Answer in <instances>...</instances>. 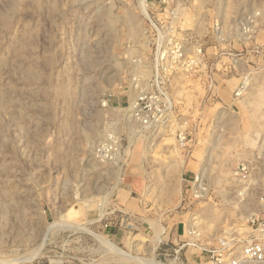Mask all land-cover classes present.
Listing matches in <instances>:
<instances>
[{
	"label": "rangeland",
	"instance_id": "rangeland-1",
	"mask_svg": "<svg viewBox=\"0 0 264 264\" xmlns=\"http://www.w3.org/2000/svg\"><path fill=\"white\" fill-rule=\"evenodd\" d=\"M145 1L0 0V264H264V0H173L192 63L151 137L129 130L131 91L171 29Z\"/></svg>",
	"mask_w": 264,
	"mask_h": 264
},
{
	"label": "built area",
	"instance_id": "built-area-1",
	"mask_svg": "<svg viewBox=\"0 0 264 264\" xmlns=\"http://www.w3.org/2000/svg\"><path fill=\"white\" fill-rule=\"evenodd\" d=\"M159 6L162 8V11H167L170 15V19L163 21L162 28L170 27L171 30L162 31L157 25L153 24L154 18H149L148 20L155 26V39L153 42L154 48V65L155 68L154 79L151 81V86L147 82H141V78L136 77L134 81V89H136L137 95L133 99V102L130 106L131 118L137 123L140 127V130L144 133L154 131L156 129L160 130L162 128H167L172 125V120L174 117V107H173V98L169 91V85L172 81L178 76L176 71L180 67L188 66L192 61L185 60V53L187 48L185 43L188 39L194 37H179L180 33L175 32L172 28L171 22L173 19H176V10L172 8L173 0H158ZM142 8L147 9L149 7L148 3L144 0L142 1ZM144 9V10H145ZM186 35V34H184ZM150 51L151 46L149 44ZM170 60V63L167 64V61ZM135 64L136 61H133ZM139 65V64H138ZM166 73L169 76L166 77ZM152 83L154 85H152ZM111 98V96H110ZM106 101L103 103L105 106ZM185 126H180L178 133V143L179 146L184 149L187 147L188 143V133L185 130ZM113 154L102 155L101 162L107 163L108 161H113ZM247 163H242L236 170V175L239 178L245 177L247 175ZM202 173L195 177V182L201 180ZM198 191V190H197ZM200 191V190H199ZM197 197H202L200 192ZM189 235L193 238L199 237L193 229L188 230ZM191 245V244H188ZM195 246V245H192ZM181 249V248H180ZM179 250H175V254L179 255ZM254 252L261 253L262 248L256 247L253 249ZM251 251V252H253ZM215 254V251L212 252Z\"/></svg>",
	"mask_w": 264,
	"mask_h": 264
},
{
	"label": "bare ground",
	"instance_id": "bare-ground-1",
	"mask_svg": "<svg viewBox=\"0 0 264 264\" xmlns=\"http://www.w3.org/2000/svg\"><path fill=\"white\" fill-rule=\"evenodd\" d=\"M143 0H141V2H142ZM124 22H125V24H126V26L129 28V30H130V32L133 34V33H137V22H136V16L135 15H133V14H127V16L126 17H124ZM146 46V45H145ZM142 48V47H141ZM143 49V48H142ZM141 63V62H140ZM141 66L143 65L142 63L140 64ZM139 65V66H140ZM142 68H143V66H142ZM142 71H145V70H143L142 69ZM133 90H135V89H133ZM131 97L134 99L135 98V92L134 91H131ZM128 112L130 113V109H128ZM129 113H128V122H129V130L131 131V133H134V135H135V130H134V128H133V124H137V123H135L133 120H132V118L129 116ZM138 125V124H137ZM97 126V125H96ZM101 126V125H100ZM98 127V128H97ZM96 128H97V130H95L94 128V130L95 131H93V133H92V136L94 135V137H93V139H95L96 137H101L102 135H105L108 131H103V130H101L100 128H99V125L97 126ZM155 133H156V130H154V131H151V132H148L147 133V135L148 136H153V135H155ZM146 135V136H147ZM108 136V135H107ZM148 136H147V138H148ZM105 137V136H104ZM103 137V138H104ZM108 139H110V140H112V145H114L116 148H118L119 146H118V141H119V137L118 136H116L115 135V133L114 134H112V135H110V136H108ZM150 139V138H149ZM103 140V139H102ZM95 142V141H94ZM108 142V141H107ZM115 144H117V145H115ZM102 147V146H101ZM125 153V152H124ZM113 155H114V159H113V161H108L107 163H102L103 165H109V166H111V167H113L112 169H113V171H114V174H115V176H116V178H117V183H119V180H120V176H121V173H122V170H123V166L122 165H120V163H119V160H122L123 158L120 156V154H119V150L117 149V150H115L114 151V153H113ZM126 164V163H125ZM200 186V185H199ZM201 189V188H200ZM200 220V219H199ZM230 233V232H229ZM113 246V245H112ZM111 246V247H112ZM114 247V246H113ZM115 250H117V248L115 247ZM134 260H142L143 262H146V261H144L143 259H134ZM147 263V262H146Z\"/></svg>",
	"mask_w": 264,
	"mask_h": 264
}]
</instances>
